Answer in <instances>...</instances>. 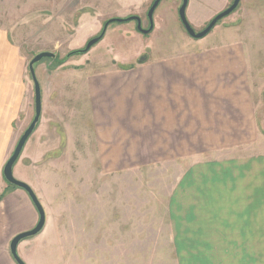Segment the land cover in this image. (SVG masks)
<instances>
[{
	"label": "rangeland",
	"instance_id": "rangeland-1",
	"mask_svg": "<svg viewBox=\"0 0 264 264\" xmlns=\"http://www.w3.org/2000/svg\"><path fill=\"white\" fill-rule=\"evenodd\" d=\"M155 1L0 0V25L8 29L9 40L28 65L40 53L55 55L37 64L35 72L55 71L56 62L64 60L63 73L69 74L64 79L62 74H48L45 79L53 87L63 88L67 83L77 95L74 85L89 87L85 71L88 76L102 74L105 68L115 67L114 61L135 67L148 56L153 61L170 53L174 45L194 42L179 19L182 0H163L154 13L150 34H141L134 21L114 23L88 53L67 59L99 37L111 19L137 16L142 27L149 29L147 15ZM206 24L190 25L199 33ZM263 32L255 39L260 45H264ZM78 66L86 70L76 73ZM255 99L263 135L254 144L219 153V157L231 153L239 160V173L234 170L229 179L219 169L210 171L208 165L198 178L195 172L203 161L195 159L126 160L123 167H117L116 161L99 158L83 99L64 97L63 129L55 121L63 135L47 136L49 150L60 152L49 154V159L29 160L28 156L37 158L41 153L36 134L17 162L21 165L14 167L15 179L33 189L46 214L43 231L20 243L21 260L25 264H264V94ZM45 115H49L47 110ZM48 119L50 115L45 122ZM5 183L6 192L24 191ZM219 185L227 188L221 191ZM211 198L224 200V206L218 200L210 202ZM11 202V198L2 200L0 207V264H17L10 253L12 240L34 229L40 220L37 209L23 199L8 209Z\"/></svg>",
	"mask_w": 264,
	"mask_h": 264
},
{
	"label": "crops",
	"instance_id": "crops-1",
	"mask_svg": "<svg viewBox=\"0 0 264 264\" xmlns=\"http://www.w3.org/2000/svg\"><path fill=\"white\" fill-rule=\"evenodd\" d=\"M233 3L234 0H188L187 19L198 27L207 23L202 30ZM227 18L218 27V33L212 31L204 39L187 42L184 47L174 45L170 53L158 55L153 61L148 56L135 67L114 61L113 69L105 68L102 74L91 72L93 76H88L86 68L78 66L80 69L75 72L85 71L83 75L88 77L89 87H84L85 92L74 85L77 95L71 92V85L53 87L45 79L53 73L62 74L64 79V74L69 73H63V65L50 73L44 68L37 70L42 116L32 136L39 134L41 153L37 158H27L34 162L60 152V149L49 150L47 139L63 135L55 121L63 129V98L73 95L85 103V112L94 127L89 134L97 137L94 144L98 143L99 158L116 161L117 167H123L126 160L129 163L202 160L201 169L195 172L198 178L208 165L210 171L219 169L223 177L232 179L234 170L239 173V160L231 153L221 157L219 153L224 148L231 150L238 145L254 144L263 135L255 96L264 94L261 89L264 76L259 78L260 73L264 75V45L255 39L258 32L264 31V0H241L237 10ZM7 32L0 25V196L8 187L4 168L35 113L34 82L27 58L11 43ZM46 110L51 121L45 122L49 116L45 115ZM61 142H65L62 137ZM213 154L216 156L212 157ZM212 160L219 162L210 163ZM226 188L219 185L221 191ZM23 192L12 189L6 192L4 202L12 200L8 209L17 199L36 209L29 195ZM196 200L204 202V199ZM217 200L219 206H224L222 199L211 198L210 202Z\"/></svg>",
	"mask_w": 264,
	"mask_h": 264
},
{
	"label": "water",
	"instance_id": "water-1",
	"mask_svg": "<svg viewBox=\"0 0 264 264\" xmlns=\"http://www.w3.org/2000/svg\"><path fill=\"white\" fill-rule=\"evenodd\" d=\"M162 1L163 0H156L148 12L147 17H148V20L150 22L149 29H144L142 27V21L137 16L129 17L126 19H111L105 24L101 35L99 37H96L95 39H92L86 45V48L82 52L84 54L88 53L93 47H95L97 44H99L100 41L104 38L108 27L114 23L126 24V23L134 21V22H137V30L141 34H144V35L150 34L154 29V23H153L154 13ZM240 1L241 0H234V3L227 10H225L221 14L217 15L210 22L208 27L199 33H197L192 28V26L190 25V23L187 19L186 12H187V7H188V0H182V6L179 9V19H180L182 25L184 26V29L186 30L187 34L191 38H193L194 40H201V39L205 38L207 35H209L212 32V30L218 25L219 22H221L223 19L229 17L232 13H234L240 4ZM54 57H55V55L53 53L43 52V53H40L37 56H35L34 59L30 62L29 71H30L31 77H32L33 82H34V90H35V117H34L32 123L30 124V126L27 128V130L21 136V138H20L12 156L8 160V162L4 168V172H3L5 180L10 185H13L19 189L24 190L29 195L30 199L32 200V202H33L34 206L36 207V209L39 213V216H40L39 223L37 224V226L34 229L17 235L12 240V242L10 244L11 255L17 264H25L21 260V258L19 257V254H18V247H19L20 243L23 242L24 240H27L29 238H33V237H36L37 235H39L43 231V229L45 227V223H46V214H45V211H44L39 199L37 198L33 189L28 184L23 183V182L15 179L14 167L17 164V162L19 161L27 142L29 141V139L31 138L33 133L35 132L36 127L39 124V122L41 120V116H42V91H41V86H40L39 81H38L37 76H36L35 66L37 64H39L41 61H43L44 59H47V58L52 59ZM143 60L144 59H142L140 62H143Z\"/></svg>",
	"mask_w": 264,
	"mask_h": 264
},
{
	"label": "trees",
	"instance_id": "trees-1",
	"mask_svg": "<svg viewBox=\"0 0 264 264\" xmlns=\"http://www.w3.org/2000/svg\"><path fill=\"white\" fill-rule=\"evenodd\" d=\"M237 10V9H236ZM235 10V11H236ZM233 14V13H232ZM231 14V15H232ZM219 24V23H218ZM82 54H84L82 51H76V52H73V53H71L68 57H67V59H69L70 57H72V56H75V55H82ZM66 59V60H67ZM64 64V60H58L57 62H56V65L55 66H57V67H60V66H62ZM36 67V66H35ZM39 125V124H38ZM38 125H37V127H38ZM37 127H36V129H37ZM6 181V180H5ZM7 182V181H6ZM8 183V182H7ZM9 184V183H8ZM9 188H17V187H15V186H13V185H10L9 184ZM4 197H5V194H3V195H1L0 196V201H2L3 199H4Z\"/></svg>",
	"mask_w": 264,
	"mask_h": 264
},
{
	"label": "flooded vegetation",
	"instance_id": "flooded-vegetation-1",
	"mask_svg": "<svg viewBox=\"0 0 264 264\" xmlns=\"http://www.w3.org/2000/svg\"><path fill=\"white\" fill-rule=\"evenodd\" d=\"M135 23L137 24V22H135ZM149 24H150V23H149ZM208 25H209V24H208ZM208 25H207V27H208ZM207 27H206V28H207ZM206 28H205V29H206ZM205 29H204V30H205Z\"/></svg>",
	"mask_w": 264,
	"mask_h": 264
}]
</instances>
